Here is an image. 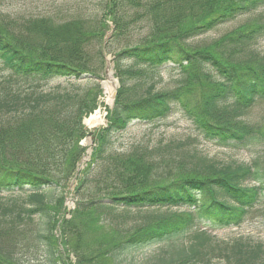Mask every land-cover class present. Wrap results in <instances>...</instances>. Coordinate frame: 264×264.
Wrapping results in <instances>:
<instances>
[{"label": "trees", "instance_id": "trees-1", "mask_svg": "<svg viewBox=\"0 0 264 264\" xmlns=\"http://www.w3.org/2000/svg\"><path fill=\"white\" fill-rule=\"evenodd\" d=\"M261 4L97 0L95 10L0 11V264H264V243L221 242L203 229L239 227L255 214L264 222V157L217 164L196 138L112 149L131 124L158 126L176 113L205 141L264 147V20L204 40ZM109 31L124 44L114 55L120 87L78 171L83 121L102 95ZM53 79L72 85L45 90L42 82ZM72 181L82 198L78 218L95 217L118 236L90 255L57 237L58 228L75 230L71 222L59 226L55 210Z\"/></svg>", "mask_w": 264, "mask_h": 264}, {"label": "rangeland", "instance_id": "rangeland-1", "mask_svg": "<svg viewBox=\"0 0 264 264\" xmlns=\"http://www.w3.org/2000/svg\"><path fill=\"white\" fill-rule=\"evenodd\" d=\"M97 0H1L0 1V11L9 13V14H19L21 13H32L35 15H41L45 12H55L59 11V9L63 7H74L79 6L81 8L88 7L89 9L95 10V4ZM76 8V7H75ZM74 8V9H75ZM61 12H66V10H60ZM264 20V4L257 6L256 9L252 10L248 14H245L234 21L227 23L218 29L214 30L212 33L208 34L204 37V40L208 42L211 40L218 39L223 35L233 31L236 28H239L246 23L252 21ZM112 33L108 32L105 37V60L106 65H109L110 71L112 74V81L115 84L111 88L113 91V96L111 100V104L109 103L110 97L106 95L103 83L107 82L108 79L104 74V80L101 83L102 86V95L100 97V104L98 109L92 114H90L87 118L84 119L83 124L87 130V134L85 138L82 140V146L86 148V152L89 150L93 151L94 141L89 138L90 133H96V131H100L102 128L106 127L108 124V110L112 108L113 97L117 96L118 89L117 85L119 84V80L116 77L115 73V64H114V55L120 51L124 44L116 43V41L112 42ZM202 40V39H200ZM203 42V41H202ZM206 42V41H205ZM258 49L260 52L264 53V41L258 44ZM106 69V67H105ZM3 72L0 69V79ZM163 81L168 83L171 76L164 75ZM72 83L70 81L64 79H53L50 81L42 82V86H44L45 90H51L54 88H69ZM262 109L264 108V104H261ZM260 112V110H258ZM99 113L103 123L99 125L95 129H90L86 125V120H88L92 115ZM258 114L257 111L255 115ZM188 138H196L197 147L206 155L208 158L221 165H250L256 159H262L264 157V147H251L246 149H233V148H225L218 146L214 143L205 141L201 137H197V133L194 131L190 122L184 118L181 114L176 113L171 116L168 120L164 121L158 126H150L144 123H133L128 129L120 136L115 139V143L112 146L113 150L117 151H125L128 150L133 144L137 142L149 143L151 146L155 145L159 142H170V141H183ZM92 142V143H91ZM76 185L69 184L68 189L66 188L65 193L61 195L60 206L57 207L56 215L58 219V225H62L66 222H71L75 230L73 233H69V235H61L60 228L57 231V237L59 244H78L84 252L87 251V254L90 255V251L94 249L97 250L100 246L105 244L112 243L115 239H118L117 233L113 232L111 229L104 227L100 224L99 220L90 217L78 218V213H75L78 201L82 198L77 197L75 194ZM86 195L83 197L85 198ZM260 209H264V202L261 203ZM176 211V209H173ZM183 211V210H178ZM209 233H211L218 241L230 243L237 239H244L253 242H262L264 243V222L259 214H255V216L246 221L239 227L234 228H226V229H209L208 227H204ZM170 243V244H169ZM171 245V242L161 243L160 245H154L150 248H147L142 254L149 255L154 254L159 251V249ZM61 252L63 254V258L69 256V252H65L64 248H61ZM138 258L140 257V254ZM75 261L73 255L69 256L66 260L69 263L71 261ZM35 264L36 261H34ZM99 264H111L107 259L103 260Z\"/></svg>", "mask_w": 264, "mask_h": 264}, {"label": "bare ground", "instance_id": "bare-ground-1", "mask_svg": "<svg viewBox=\"0 0 264 264\" xmlns=\"http://www.w3.org/2000/svg\"><path fill=\"white\" fill-rule=\"evenodd\" d=\"M113 83L114 82L112 81V76L110 75V78L108 79V81L103 84L106 95H109V97H110V100H109L110 104H111V100H112V96H113V91L111 90V88L114 86V89H115V86H116ZM102 123H103V121H102L99 113H96V114L92 115L88 120H86V125L90 129H95L99 125H101Z\"/></svg>", "mask_w": 264, "mask_h": 264}, {"label": "water", "instance_id": "water-1", "mask_svg": "<svg viewBox=\"0 0 264 264\" xmlns=\"http://www.w3.org/2000/svg\"><path fill=\"white\" fill-rule=\"evenodd\" d=\"M112 74L113 73L110 71L109 65H107V68H106V78L109 79L110 78V75L112 76ZM114 100H115V97L113 99V102H114ZM90 153H91V151L88 152V154H90ZM88 158L89 157H85L82 161L79 162V164H78V168L79 169L78 170H80V169L83 168V165L88 160Z\"/></svg>", "mask_w": 264, "mask_h": 264}]
</instances>
